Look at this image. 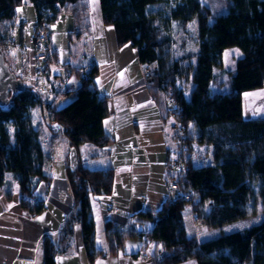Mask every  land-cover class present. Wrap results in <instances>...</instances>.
<instances>
[{
  "label": "trees",
  "instance_id": "obj_1",
  "mask_svg": "<svg viewBox=\"0 0 264 264\" xmlns=\"http://www.w3.org/2000/svg\"><path fill=\"white\" fill-rule=\"evenodd\" d=\"M88 1L28 0L37 24L51 26L61 13L72 16L70 44L90 33ZM98 1L102 22L113 28L118 46L131 42L136 32L132 45L137 49L139 63L156 67L153 81L147 86L149 94L160 105L170 91L176 120L187 127L192 144L211 149L212 162L200 168L190 164L186 181L175 191L176 197L166 200L156 212L131 214L123 227L106 222L108 253L116 255L122 252L126 240L145 237L163 248L153 264H264V220L248 229L198 243L196 237H187L182 217L184 208L191 205L200 223L212 231L264 213V119L245 120L242 106L243 93L264 87V0H226V10L220 14L213 13L201 0H179L170 11L171 20L182 31L196 21L198 48L196 53L186 52L181 57L174 52V39L162 31L155 17V9L166 0ZM23 2L0 0V47L4 59L5 51L13 46L16 9ZM232 48L238 49L241 56L221 81L215 72L223 70V55ZM54 57L53 51V61ZM97 74L96 65L80 74L79 88L62 107L56 105V99L45 102L38 92L37 98L24 93L14 100L8 113L0 112V190L7 187L11 195L15 187L19 206L31 216L44 210L45 198L36 190L40 183L48 187L51 177L43 171L40 132L29 117L30 111L40 107L47 117L46 126H60L63 130L58 134L68 149H75L77 168L66 170L73 205L64 234L72 236L73 227L80 226L89 264L102 255L95 246L90 201L109 196L114 184L112 169L89 170L79 156L85 144L103 149L112 142L103 129L109 111L107 99L99 95L94 84ZM222 84L227 86L226 92L221 90ZM191 152L192 149L188 152L189 162ZM185 192L193 194L194 202L184 200ZM135 217L156 221L146 231L140 224L131 226ZM56 255L57 250L46 239L45 264H54Z\"/></svg>",
  "mask_w": 264,
  "mask_h": 264
},
{
  "label": "crops",
  "instance_id": "obj_2",
  "mask_svg": "<svg viewBox=\"0 0 264 264\" xmlns=\"http://www.w3.org/2000/svg\"><path fill=\"white\" fill-rule=\"evenodd\" d=\"M88 6L90 33L80 40L69 43L68 34L74 28L70 14L61 13L57 21L48 27L55 52L48 73L36 77L29 71L31 77L27 78L26 74L18 72L26 79L28 87H33L45 102L56 99V105L62 107L72 100V93L79 88V75L91 65L97 66L94 84L99 95L107 99L109 115L103 121V129L112 142L103 149L85 144L80 148L79 156L82 165L89 170L112 169L114 184L109 196L93 197L90 201V215L96 231L95 246L102 252L93 264H153L163 251L159 242L147 243L145 237L126 240L122 252L110 255L104 225L111 222L123 227L129 215L140 211L156 212L166 200L176 197V192L166 187L173 177L167 166L173 155L170 144L173 120L165 116L163 102L157 104L147 90V67L139 63L137 49L132 45L136 32L131 42L118 46L113 28L102 22L99 1L89 0ZM17 9V28L9 51L15 58L28 54L29 63L33 66L30 43L37 21L27 32L23 22L18 25ZM62 22L66 24V30L60 32L63 42L58 46L54 38ZM61 53L65 54L64 64L59 61ZM52 68H56L54 74ZM41 78L48 85L40 84L41 89L38 90ZM242 106L245 120L264 119V87L243 93ZM40 121L41 126L37 128L44 155L43 171L51 177V183L48 187L40 183L36 193L45 198V208L31 216L19 206L15 187L11 195L7 187L0 190V264H45L46 239L57 250L54 264H89L80 226L73 227L72 236L64 234V224L73 205L66 177L68 146L58 133L49 131L43 115ZM201 149L206 150L203 161ZM190 164L193 168L211 166V149L193 144ZM188 206V210L184 208L182 211L185 231L187 237H196L198 243L248 229L264 220V213H259L222 229L208 231L203 224L192 220L193 210L191 205ZM155 221L135 217L131 226L140 224L150 231ZM196 229L200 236L196 235ZM224 229L229 230L222 232ZM206 235L211 237L200 238Z\"/></svg>",
  "mask_w": 264,
  "mask_h": 264
},
{
  "label": "rangeland",
  "instance_id": "obj_3",
  "mask_svg": "<svg viewBox=\"0 0 264 264\" xmlns=\"http://www.w3.org/2000/svg\"><path fill=\"white\" fill-rule=\"evenodd\" d=\"M23 1H24L23 5L19 6V8L17 9L18 25H21V22H23L24 27L26 28V31L28 32L32 28V26H34L36 24V14H35L33 6L28 2V0H23ZM178 1L179 0H166L163 2V4L160 7L155 9L154 12H155V17H156L162 31L166 35H169L174 39V41H175L174 52H175L176 56L181 57L186 52H191L194 54V53H196V51L198 49L197 48V38H196L197 23H196V21H193L192 23H190L186 27V29L184 31L180 30L177 27L176 23L173 20H171L170 11H172L175 8ZM201 2L206 7L211 9L213 13L220 14L226 10V0H201ZM65 25L66 24L63 22L60 24V27L58 28V33L54 38V42L56 45L58 44V46H60L63 42V39L61 38L60 32L62 31V33H63V31L66 30ZM183 42H185V44H184L185 48L184 49H182ZM10 49L11 48H9L5 51V53H6L5 54L6 55L5 60H7V62H8V65L10 67V71L18 79H21L23 85L26 87H28V83L26 82V79L24 77L20 76L19 72H23L24 74H26L27 78L31 77L30 72H33V75L38 77L40 75H44V74L48 73V71L50 70V68L52 66V63H51L50 68L47 72H45L43 74L38 73L36 71V69H34V67H33L34 64H33V66H31V64L29 63V61H31V60L29 59L28 54L24 53L23 55H20V56L15 58L13 56V54H10L11 53L9 51ZM240 54L241 53L236 48H232V49L225 51V53L223 55V70H220V71L218 70L215 72V74L217 75L219 80L224 81L227 78L225 73L232 71L234 69L235 61L241 56ZM64 58H65V54L61 53L60 58H59V61L61 64H64L63 63ZM15 59H17V61H15ZM55 69L56 68L51 69L52 74H54L53 72L55 71ZM148 69H150V68H146L145 76L149 72ZM52 78H53V76H52ZM40 84H44L45 86L48 85L46 80L41 78L38 80V90L41 89ZM217 84L215 85V87L217 86ZM47 87H48V89H50L49 86H47ZM220 88H221V90H224L225 92L228 90L227 86L224 84L220 85ZM163 106H164V100H163ZM163 109H164V114H165V107ZM42 115L43 114L41 112L40 107H35L34 109H32L30 111L29 117L33 120L36 127L41 126L40 120L42 118ZM173 124L174 123H172V127H173ZM172 127H171V134H172ZM170 137H171V135H170ZM205 151H206L205 149H201V159H202V156L205 154ZM201 159H200V161H201ZM202 161H203V159H202ZM204 163L205 162H203L201 164H204ZM173 194L174 193H172V195ZM188 207L189 206L187 205L185 208L188 210ZM193 216H194V213H192V217ZM197 223H200V221ZM228 230L229 229H224V230H222V232H226ZM196 235L200 236V232L199 231L197 232V229H196ZM209 237H211V235H206V237L201 236L200 238L203 240V239L209 238ZM186 264H195V263L193 261H189Z\"/></svg>",
  "mask_w": 264,
  "mask_h": 264
},
{
  "label": "built area",
  "instance_id": "obj_4",
  "mask_svg": "<svg viewBox=\"0 0 264 264\" xmlns=\"http://www.w3.org/2000/svg\"><path fill=\"white\" fill-rule=\"evenodd\" d=\"M34 69L38 73H45L49 70L50 64L53 63V49L50 43V36L48 26L45 22L36 25L34 35L30 43ZM149 72L145 76V83L148 86L156 74V67L148 69ZM85 74V73H84ZM165 116L173 120L172 134L170 137V144L173 147V155L169 159L167 166L173 173L172 179L167 184L169 191H177L180 184L186 181L188 168L190 162L188 159V152L193 148V144L189 141L187 136V127L179 123L176 118V110L174 107L173 99L170 96V91L164 95ZM186 202H194V196L191 192L183 194ZM192 220L197 223L199 218L194 214ZM154 240L147 238V243Z\"/></svg>",
  "mask_w": 264,
  "mask_h": 264
},
{
  "label": "water",
  "instance_id": "obj_5",
  "mask_svg": "<svg viewBox=\"0 0 264 264\" xmlns=\"http://www.w3.org/2000/svg\"><path fill=\"white\" fill-rule=\"evenodd\" d=\"M24 93H31L38 97L37 92L34 89H28L11 71L9 65L5 62L4 53L0 47V112L8 113L14 104V100ZM45 122L47 117L43 114ZM50 132L58 133L63 129L58 125L47 126ZM77 154L74 148L68 150V169L74 171L77 168ZM141 227H138V231H141Z\"/></svg>",
  "mask_w": 264,
  "mask_h": 264
}]
</instances>
